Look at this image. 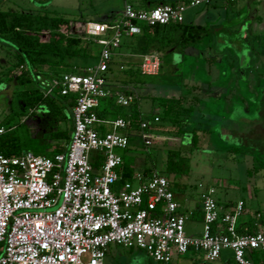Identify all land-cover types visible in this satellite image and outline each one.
<instances>
[{
	"label": "built area",
	"instance_id": "1",
	"mask_svg": "<svg viewBox=\"0 0 264 264\" xmlns=\"http://www.w3.org/2000/svg\"><path fill=\"white\" fill-rule=\"evenodd\" d=\"M214 1L185 0L151 8L127 2L119 19L86 23L85 34L102 47L98 63L87 73L39 77L47 93L75 96L73 130L65 151L52 156L32 151L7 156L0 148V264H105L112 244L142 250L155 264H172L175 253L189 250L203 252L209 262L231 250L236 264H253V250L264 253V228L238 232L244 202L225 210L212 186L200 195L203 231L189 235V214L181 212L164 174L153 168L149 174L136 171L124 179L118 150L131 144L130 120L98 115L107 98L128 107L137 96L107 78L123 36L140 34L142 24L183 22L188 8ZM140 57L143 75L159 73L158 52ZM159 121V116L140 121L135 133L145 148L162 139ZM4 132L0 125V136ZM94 156L100 159L99 168L92 164ZM84 254L89 255L86 261Z\"/></svg>",
	"mask_w": 264,
	"mask_h": 264
},
{
	"label": "rangeland",
	"instance_id": "2",
	"mask_svg": "<svg viewBox=\"0 0 264 264\" xmlns=\"http://www.w3.org/2000/svg\"><path fill=\"white\" fill-rule=\"evenodd\" d=\"M127 2L136 7H142V0H0V9L32 13L45 10L49 15L70 19L71 35L81 38L83 45L88 46L94 55L90 58H74L71 61L88 69L98 63L102 47L89 41L90 37L85 34L86 23L112 22L119 19ZM197 9L198 7L188 8L184 14V19L187 21L192 19ZM230 21V23L225 22L224 27L230 24L234 26L237 23V17H230ZM262 34L261 39L255 40L254 43V48L257 49L255 57H252L245 48L246 43H248L247 40L244 45L236 33L227 32L221 33L224 38L215 37L219 36V33L211 37L213 38V48L211 49L206 48L205 41H203L193 48L175 50L170 57L164 58L165 61L159 78L144 76L147 84L129 86L139 97L142 113L144 115L157 113V109L152 105L148 96H177L179 92H186V88H189L191 93L185 101V108L187 109L194 103L195 95L202 99L203 94L208 93L206 88L208 83L216 89L219 86H225L229 83L227 81L232 75L242 74L241 67L248 66L250 63L252 65L253 62L258 67L255 73L261 72L264 64V33ZM203 47L208 51L206 56H203L202 51L199 50ZM13 54L14 49L8 48L0 40V75H3L7 67L16 66L17 61ZM207 58H211L212 61H208ZM123 60L124 56L114 57V66L121 64ZM233 60L239 64L240 69L230 71L229 65ZM16 73L17 69L12 71L9 76H14ZM118 75L122 77L121 73ZM7 80L8 82L5 81L0 86L1 117L8 112L7 104L15 89L12 78L9 77ZM251 80V86L243 83L241 85V81H239L240 86L236 88L243 92L242 96L246 100L250 96H259L255 95L257 88L254 86L257 81L254 80V76ZM184 84H187L186 88L183 87ZM191 86L202 88L192 89ZM209 93L214 96V107H216L220 99L215 95V92ZM262 103L257 101L255 105L264 109ZM198 105H196L197 110L193 113V117L189 118V123L183 125L185 131L198 130L200 137L198 147L195 148L189 143L187 137L183 140L182 135L175 133L176 128L174 126L166 124L158 128V133L162 139L155 141L150 148L151 156L147 157L148 164H155V168L164 174L168 150H180L182 155L187 158L190 167L188 173L169 177L170 182L177 181L185 184L182 189L173 186V191L179 195L178 199L184 208L197 211V206L201 205L202 190L212 186L216 190L215 199L219 203L226 200L236 201L241 197L248 198V194H254V201H259L262 204L261 210L264 213V171H255L252 175L248 173L254 164L258 165V162L264 161V130L254 128L257 123L262 122L258 119L259 113L248 112L244 109L229 115L218 114L219 116H213L208 113L203 117L202 114L206 107L203 104ZM123 109H127V107H123ZM21 120H25V116L21 117ZM72 123L70 124V132L73 130ZM30 125L34 132L38 131L39 125L35 120L31 121ZM251 128L254 130L251 131ZM232 130H235L236 133H233ZM131 145L128 156L139 155L146 158L147 150L143 148L141 140L137 138L131 142ZM235 147H239V151H234ZM50 151L48 155H44L52 156L55 153ZM118 152L123 155L125 150H118ZM201 231H203V222L200 217H193L186 222L188 234L200 235ZM195 257L199 259L196 261L194 260ZM88 258V254L83 255L85 261ZM113 258L117 261L116 263H113ZM201 258H203V252L189 250L180 258L179 264H236L231 250H224L220 258L212 262ZM105 264H155V262L142 250L127 249L112 244L105 257Z\"/></svg>",
	"mask_w": 264,
	"mask_h": 264
},
{
	"label": "trees",
	"instance_id": "3",
	"mask_svg": "<svg viewBox=\"0 0 264 264\" xmlns=\"http://www.w3.org/2000/svg\"><path fill=\"white\" fill-rule=\"evenodd\" d=\"M176 3V0H170L163 4L175 5ZM160 4L157 2L154 6ZM141 27L142 32L140 34L123 36L118 54L114 57L121 55L124 56V60L116 67L113 63L107 73L108 80L121 87L123 92H132L133 90L129 86L147 84L144 80V76L147 75H143L140 69V56L142 54L152 51L159 53L161 59L160 71L157 75H154L159 78L165 57H170L177 49L193 48L205 41L212 32V28L208 25L188 22L142 24ZM71 29L70 19L49 15L45 10L32 13L13 9H0V40L8 48L14 49L13 56L17 61L15 67H7L3 75H0V86L3 82H8L9 77L12 78L15 84V89L7 104L8 112L4 116H0V125L5 127V132L0 136V148L3 154L12 156L25 151H33L36 154L48 155L50 150L53 153L65 151L66 144L71 137L70 123L73 121L72 108L75 104V96L61 95L56 91L47 93V87L39 77L88 72L87 67L75 64L71 60L74 58H90L94 55L88 46L83 45L81 38L71 35ZM89 41L100 45L92 37ZM207 60L212 61L211 58ZM20 66H23V68ZM120 66L123 68L120 69ZM15 69H17L16 75L9 76ZM116 73H121L122 77L116 75ZM185 86L187 85L184 84L183 87L186 88ZM191 87L192 89L202 88L199 86ZM186 92H179L177 96H148L152 105L157 109V113L152 115L142 113L138 96L128 106V110H124L115 98H107L101 103L98 115L102 118L121 116L130 120L129 129L134 131V133H131V142L137 138L140 140L135 131L139 129L141 120L159 116L160 121L157 128L166 124L174 126L176 128L175 133L182 135L183 140L187 137L189 143L196 148L200 142L198 130L192 129L188 132L184 130L183 125L189 123V118L193 117V113L197 110L196 105L200 103L201 98L195 95L194 103L186 109L185 101L191 90L186 88ZM24 116L25 120L22 121L21 117ZM258 117L262 122L257 123L254 128L264 130V116L258 115ZM33 120L39 125L37 132H34L31 128L30 123ZM254 128H251V131ZM232 132L236 133L235 130H232ZM131 146L130 144L122 155L121 171L124 179L131 178L132 174L136 172L135 169L149 174L155 168V164H148L147 157L151 156L150 148H145L142 144L143 148L147 150L145 158L139 155L128 156ZM233 150L239 151V147H235ZM150 160L152 161V158ZM92 164L95 168H99L100 159L94 156ZM189 169L188 160L180 150H168L164 169V174L168 179L173 175L187 174ZM260 170L264 171V161L258 162V165L254 164L248 173L252 175L255 171ZM171 186L172 190L173 186L182 189L185 184L172 181ZM196 216L203 219V213L201 215L199 213L195 214V212L189 213V219ZM255 231L244 232L238 227L239 233H252ZM1 253L2 246L0 245ZM249 257L253 264H264V253L261 251L253 250L249 253Z\"/></svg>",
	"mask_w": 264,
	"mask_h": 264
},
{
	"label": "crops",
	"instance_id": "4",
	"mask_svg": "<svg viewBox=\"0 0 264 264\" xmlns=\"http://www.w3.org/2000/svg\"><path fill=\"white\" fill-rule=\"evenodd\" d=\"M166 1L170 0H142V7L151 8L154 7V4L157 2L163 4ZM176 1L178 3L185 0ZM232 16L237 17V23H235L234 26L230 24L224 27L225 22H231L230 17ZM183 22L208 25L212 28L210 36H208L205 40L206 48H213V38L211 37H214L216 33H219V36L215 37L219 38H224V36H221V33H236V35L240 38V41H242L244 45L245 41H248L245 48L252 57H255V55L257 54V49L254 48L255 40L257 41L258 39H261V37L263 36L262 33H264V0H215L212 4L198 8L194 13L192 19H189L188 21L184 19ZM206 48H199V50L202 51L203 56H206L205 54H207L208 52ZM255 64L256 63L253 62L252 65L250 63L248 64V66H243L241 67L242 69H240L239 64H236V61L233 60L229 65L230 71H235L237 68H239L242 72L241 75L238 73H236V75H232L227 81L229 83L226 82L227 84L225 83V86H219L217 87V89L214 87L212 88L210 83L207 84L208 86H206V88L208 89V93L205 92V94H203V98L199 103V105L203 104L206 107L205 112L203 111L202 114L203 117L208 113L209 115L212 114L213 116H219L218 114L229 115L232 113H237L238 110L243 111L244 109L248 112H257L259 113L258 115H261V117L264 116V109L255 105V102L258 101L263 102L262 105L264 106V64L262 65L263 68H261V72L259 73H255V71L258 69ZM253 76L254 80L256 79L257 81V84L254 86L257 88L255 90V95L259 96H250V98L246 100L242 96L243 92L238 91L236 88L240 86L239 81H241V85L243 83L251 86L250 81L252 82L251 79L253 78ZM209 92H215V95L220 99L217 105L218 107H214V96H212ZM124 110H128V107ZM222 116L220 117L222 118ZM135 171H137V169H135ZM175 197L179 201V195L177 193H175ZM254 198V194H248V198L241 197L236 201L226 200L225 202H221L219 204L225 210H227L230 206H234L238 201H243L245 209L243 214L238 218V227L244 232L249 230L257 231L264 228V213H262L261 210L262 204L259 201L255 202ZM181 212L188 214L191 212H195V214L199 213L201 215L202 209L200 204L197 206V211H192L188 208H184L182 205ZM202 220L203 219L201 217V221ZM182 256L183 254L175 253L172 264H179L180 258ZM198 259V257H195L194 260L197 261ZM201 259L205 260L204 256ZM116 262L117 261L113 258V263Z\"/></svg>",
	"mask_w": 264,
	"mask_h": 264
}]
</instances>
